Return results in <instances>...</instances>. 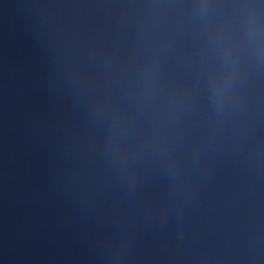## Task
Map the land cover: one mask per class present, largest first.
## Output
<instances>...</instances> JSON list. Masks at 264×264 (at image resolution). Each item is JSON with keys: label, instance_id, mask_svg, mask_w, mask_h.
Wrapping results in <instances>:
<instances>
[{"label": "water", "instance_id": "1", "mask_svg": "<svg viewBox=\"0 0 264 264\" xmlns=\"http://www.w3.org/2000/svg\"><path fill=\"white\" fill-rule=\"evenodd\" d=\"M0 264H264V0H0Z\"/></svg>", "mask_w": 264, "mask_h": 264}]
</instances>
